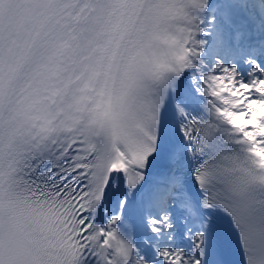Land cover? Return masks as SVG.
Listing matches in <instances>:
<instances>
[{"label": "snow or ice", "instance_id": "snow-or-ice-1", "mask_svg": "<svg viewBox=\"0 0 264 264\" xmlns=\"http://www.w3.org/2000/svg\"><path fill=\"white\" fill-rule=\"evenodd\" d=\"M0 264H264V0H0Z\"/></svg>", "mask_w": 264, "mask_h": 264}]
</instances>
